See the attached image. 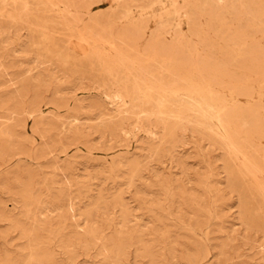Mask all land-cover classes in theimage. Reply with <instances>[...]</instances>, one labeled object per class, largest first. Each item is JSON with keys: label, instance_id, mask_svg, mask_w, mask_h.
<instances>
[{"label": "rangeland", "instance_id": "374dc122", "mask_svg": "<svg viewBox=\"0 0 264 264\" xmlns=\"http://www.w3.org/2000/svg\"><path fill=\"white\" fill-rule=\"evenodd\" d=\"M0 264H264V0H0Z\"/></svg>", "mask_w": 264, "mask_h": 264}, {"label": "bare ground", "instance_id": "6f19581e", "mask_svg": "<svg viewBox=\"0 0 264 264\" xmlns=\"http://www.w3.org/2000/svg\"><path fill=\"white\" fill-rule=\"evenodd\" d=\"M24 7H25V6H24ZM3 11H4V10H3ZM25 11H26V10H25ZM20 13H21V12H20ZM81 39H82V38H81ZM229 53L231 54L232 52H229ZM161 67H162V65H161ZM111 71H112V70H110L109 73H111ZM107 73H108V72H107ZM111 74H112V73H111ZM106 75H107V74H106ZM107 76H109V75H107ZM126 80H127V79H126ZM119 87H120V86H119ZM170 93H171V92H170ZM174 95H175V94H174ZM116 96H117V98H119L118 95H116ZM146 97H147V96H146ZM151 98H154V96L151 97ZM155 98H156V96H155ZM155 98H154V100H155ZM157 98H158V97H157ZM160 98H162V97H160ZM163 99H164V98H163ZM156 100H157V99H156ZM156 100H155V101H156ZM186 100H187V99H186ZM164 101H165V100H164ZM156 105H157V104H156ZM167 105H168V104H167ZM201 105H202V104H201ZM205 105H206V104H205ZM205 105H204V106H205ZM191 107H192V106H191ZM164 108H165V107H164ZM192 108H193V107H192ZM163 110H164V109H163ZM201 114H202V113H201ZM202 115H203V114H202ZM244 157H245V156H244ZM252 175H253V173H252ZM259 182H260V181H259ZM255 183H256V182H255Z\"/></svg>", "mask_w": 264, "mask_h": 264}]
</instances>
